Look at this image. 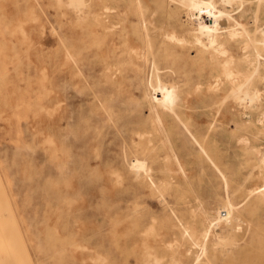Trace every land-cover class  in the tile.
<instances>
[{
  "label": "rangeland",
  "instance_id": "374dc122",
  "mask_svg": "<svg viewBox=\"0 0 264 264\" xmlns=\"http://www.w3.org/2000/svg\"><path fill=\"white\" fill-rule=\"evenodd\" d=\"M75 1L84 3L0 0V264H59V228L72 242L61 264H86L88 249L110 264H139L131 239L153 230L166 246L168 208L204 206L198 220L208 221L226 201L243 213L245 244L239 254L217 250V264H264V208L246 214L262 206L246 191L264 183V73L251 75L261 92L241 115L228 81L205 91L220 64L167 39L180 36L172 0H110L121 12L109 23L103 0ZM236 48L234 68L247 71ZM203 73L202 90L173 89L176 77ZM145 79L165 91L159 119ZM202 113L216 117L201 123ZM223 225L212 242L227 235Z\"/></svg>",
  "mask_w": 264,
  "mask_h": 264
},
{
  "label": "bare ground",
  "instance_id": "6f19581e",
  "mask_svg": "<svg viewBox=\"0 0 264 264\" xmlns=\"http://www.w3.org/2000/svg\"><path fill=\"white\" fill-rule=\"evenodd\" d=\"M109 1L110 0H103L105 3L103 5V10H106L105 22L108 23L111 22L113 15L115 16L117 13L120 14L121 12L118 5H110L108 4ZM122 1L124 2V0H121V2ZM134 1L137 3L140 0ZM172 1L177 5L180 15V21L178 23L180 36H178V32L177 36L173 34L167 35V39L177 44L179 43L181 46L183 44L184 47L190 45L196 51L197 58L200 56H202V58H207V61H205L210 64L212 61H215L216 65L213 62L214 65L211 64L213 67L217 66V63L220 64L217 66H220L218 71H215L217 67L214 68L213 72L210 71L212 80L209 83L207 82L208 85L206 84L205 86L203 84L206 80V75L204 73L193 78L183 74L181 79L176 77L173 80V89L179 91V93L189 92L192 89L202 90V86L204 85L206 93L211 91L215 92L216 90L219 91L222 81H228L230 85L228 91L231 90L230 93H232L231 98L241 106L242 110L240 114L243 115L244 110L247 108L246 105L249 104L248 107H253V101L255 100L257 102L261 92L256 85H253L251 75L258 72L257 77L259 78L264 73V16H261L262 13H264V6H262L263 0H259V4L254 7L248 4L246 0ZM69 2L74 4L76 8H79V6L84 3V1L77 3L75 0H69ZM167 10L168 9H166V11ZM250 15L252 18V26L248 27ZM258 16L263 17L261 18L262 20H259L260 18L258 19ZM233 46H237L238 49L243 51L239 57L246 61L248 68L245 70L247 71L234 68L236 65V62H234L236 55L234 54L235 52L232 51ZM256 47H259V50L257 49L255 51ZM208 58L212 60H208ZM201 61L200 59V62ZM141 83L144 85V93L146 96L158 102L157 105L150 104V110L155 118H161L160 109L169 107L163 94L165 91L161 92L158 88H150V81H146V79L142 80ZM171 85L172 84L169 83L170 87ZM152 92L154 95H152ZM170 92L171 90L166 85V94ZM203 92L204 91H202V94H204ZM197 117L202 119H200L202 123L209 122L216 116L213 113H202L198 114ZM257 121L261 122L260 119ZM261 124L264 126V122H261ZM234 126L237 128L239 124ZM197 132L199 133V130ZM237 140L246 144L247 139L244 134L241 133V135L237 136ZM168 146L171 147V144H168ZM248 150L250 149L245 146L242 152L244 153ZM256 152L260 154V161L263 162L264 153H261L259 150ZM232 155L234 154L231 153L224 159L228 161ZM133 164L135 168L139 167V163L134 161ZM176 164L180 170H183L177 160ZM217 165L219 166V164ZM250 197L258 204L262 203V206H255L251 211H246V214L252 217L259 209L262 207L264 208V183L254 188H249V190L246 191V198L249 199ZM197 200L199 199L196 198V201ZM199 204L200 202H198V205ZM168 209L169 211L166 217V246L164 242L159 240V233L153 230L146 231V229H142L140 235H138L139 239L136 240L134 237L131 239V241L134 242L133 246L135 244L138 245L135 248L138 253L133 252L137 263L165 264L159 255V251L166 253V264H201L202 261H206L207 264H217L218 262L222 263V261L215 257L217 250L218 252L226 250V252L230 254L241 253L239 248L245 244V240L243 235H241V239H239L238 231L240 226L239 222L243 213L235 204L226 201L222 208L215 210V216L208 221L198 220L199 216H207L204 206H184L183 213H176L173 207ZM221 209L224 213H221ZM221 223L222 225L225 223L222 228L226 230L227 235H214V238L220 240L214 243L210 235ZM135 227L136 225L133 226V228ZM64 234H66L67 238L66 243L64 242ZM56 235L58 262L61 264L62 255L65 250H67L69 255L71 254L69 253V247H71L72 242L70 241V233L62 232L61 228L58 229ZM144 235L148 236L146 240L143 238ZM238 241L241 242V245ZM65 245H67V247ZM217 246H219V248ZM83 247L88 249L87 245ZM173 247H176V254H174L172 250L174 249ZM240 256H238V258H240ZM73 257L75 260L74 255ZM6 262L8 263V261ZM110 262L111 261L104 253L100 255L88 249V252L85 254L84 263L86 264H110ZM1 264H3V262Z\"/></svg>",
  "mask_w": 264,
  "mask_h": 264
}]
</instances>
